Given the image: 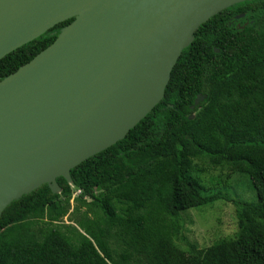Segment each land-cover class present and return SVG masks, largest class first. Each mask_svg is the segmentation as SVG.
<instances>
[{"label": "trees", "instance_id": "obj_1", "mask_svg": "<svg viewBox=\"0 0 264 264\" xmlns=\"http://www.w3.org/2000/svg\"><path fill=\"white\" fill-rule=\"evenodd\" d=\"M71 21L1 59L0 80ZM197 162L247 176L256 199L207 195ZM69 178L56 179V193L44 184L4 209L0 264H264V0L200 25L163 99ZM219 200L234 207L233 237L206 248L187 242L181 214Z\"/></svg>", "mask_w": 264, "mask_h": 264}, {"label": "water", "instance_id": "obj_2", "mask_svg": "<svg viewBox=\"0 0 264 264\" xmlns=\"http://www.w3.org/2000/svg\"><path fill=\"white\" fill-rule=\"evenodd\" d=\"M20 1L0 18V60L72 21L0 80V217L44 184L58 192L57 178L70 184L72 169L123 140L163 99L196 29L252 0Z\"/></svg>", "mask_w": 264, "mask_h": 264}, {"label": "rangeland", "instance_id": "obj_3", "mask_svg": "<svg viewBox=\"0 0 264 264\" xmlns=\"http://www.w3.org/2000/svg\"><path fill=\"white\" fill-rule=\"evenodd\" d=\"M195 165L198 170L197 176L203 183L207 195L218 193L233 200L246 202L256 199L247 176L220 168H210L198 162ZM74 191L73 198L80 193L78 190ZM70 204V211H72L75 203L71 200ZM181 217L184 225L182 235L187 242L198 248H206L221 238H232L237 231L234 207L225 200L190 209L183 212ZM70 218L69 214L63 219V222L69 223Z\"/></svg>", "mask_w": 264, "mask_h": 264}, {"label": "bare ground", "instance_id": "obj_4", "mask_svg": "<svg viewBox=\"0 0 264 264\" xmlns=\"http://www.w3.org/2000/svg\"><path fill=\"white\" fill-rule=\"evenodd\" d=\"M24 4L20 0H0V18L2 16L11 17L15 9L23 6Z\"/></svg>", "mask_w": 264, "mask_h": 264}]
</instances>
